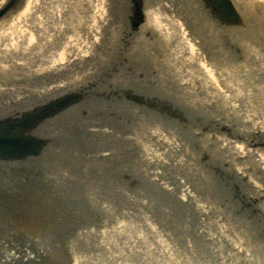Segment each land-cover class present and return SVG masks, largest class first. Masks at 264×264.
Instances as JSON below:
<instances>
[{"label": "bare ground", "instance_id": "1", "mask_svg": "<svg viewBox=\"0 0 264 264\" xmlns=\"http://www.w3.org/2000/svg\"><path fill=\"white\" fill-rule=\"evenodd\" d=\"M8 1L0 0V9ZM138 1L146 18L144 0H121L120 3L118 0H34L32 12L13 16L24 2L20 0L17 7L0 16V120L6 121L9 135L43 141L38 155L18 161H0V165L15 171L16 166L42 161L45 152L53 159L61 154L69 160H83L84 151L76 146L78 137L92 135L101 139L100 143L94 142L96 148L105 150L96 161L112 158L122 162L116 170L123 179H118L116 167L113 168L115 161H106L102 181L112 188L111 197L132 196L125 192L130 191L132 173L145 181L155 179L157 186L164 188L163 182H169L166 176L177 169L175 161L185 160L182 164L186 168H194L190 163L194 157L183 154L178 136L175 135V142L169 140L174 132L170 129L174 127L175 133L180 130L192 133L193 129L185 130L180 120L186 121V114L192 115L193 110L211 114L214 108L203 104L204 101L235 102L228 94H236L233 83L238 77H234L231 68L222 61L226 52L220 39L226 38V27H221L203 8L201 0H178L173 9L175 17L163 13L159 16L156 8L152 9L147 22L139 21L134 27L135 2ZM246 1L250 3L243 2L242 7L251 9L252 13L250 4L254 5L253 13L264 19V0ZM178 6L181 9L176 8ZM114 9L115 18L117 21L122 18L123 27H117L120 23L112 22L105 15V11L111 13ZM200 22L205 24L204 31L199 28ZM126 34L131 42L124 40L118 48L120 38L127 39ZM149 34L155 35L153 42L148 39ZM247 34L252 35L253 31ZM262 34L257 30L254 44H260L257 39ZM246 39L240 35L235 40L237 47L245 49L246 46L253 57L260 56L257 46L248 44ZM173 92L175 103H179L175 106H180L182 111L170 102ZM60 100L68 104L54 108L57 114L51 119L35 124L28 117L41 106ZM239 101L242 104L244 98L240 97ZM124 118L137 123H131L130 119L127 123ZM74 122H79L76 127H72ZM12 123L18 125L16 133L10 131ZM215 124L224 127L222 122ZM256 125L260 132L264 130V121ZM211 128L214 129L211 126L207 129ZM217 136V132L213 134L214 144L219 145L222 155L229 149L230 153L224 156L234 154L237 159H243L246 155L264 168V152L249 147L260 144L256 137L244 145L240 144V138H246L247 133L236 132L231 135L236 138L232 140ZM145 137L150 145H146ZM67 139L72 144L68 147L64 144ZM132 145L136 147L131 148ZM160 150L165 153V159L170 160L163 159L158 168L154 165ZM173 154L175 159H171ZM90 157L93 155L88 156V164L92 161ZM125 157L134 160L127 163ZM182 169L179 170L182 172ZM191 186L189 177L186 180L178 174L175 178V192L179 187ZM167 190L174 193L170 188Z\"/></svg>", "mask_w": 264, "mask_h": 264}, {"label": "rangeland", "instance_id": "2", "mask_svg": "<svg viewBox=\"0 0 264 264\" xmlns=\"http://www.w3.org/2000/svg\"><path fill=\"white\" fill-rule=\"evenodd\" d=\"M177 1L144 0L146 22L155 8L159 16L163 13L175 17ZM235 1L241 7L250 3ZM33 3L34 0H24L13 16L32 12ZM250 6L252 13L245 6L242 9L251 18L253 34L226 28V38L220 39L226 52L222 61L238 77L233 83L236 94H228L235 102L204 101L214 108L211 114L193 110L192 115L186 114L189 119L180 120L185 130L193 129L192 133L170 129L174 132L169 140L175 142L178 136L183 154L194 157L190 161L194 168H186L182 164L185 160L175 161L177 169L166 176L169 182H163L164 188L158 187L155 179L145 181L132 173L131 193L125 191L132 196L111 197L112 188L102 181L106 161H115V170L122 162L112 158L96 161L105 150L96 148L94 142L100 143L101 139L92 135L78 137L76 146L84 151L83 160L71 161L61 154L53 159L45 152L42 161L16 166L15 171L0 165V264H264V168L246 155L243 159L234 154L224 156L229 149L222 155L213 137L217 132V137L232 140L236 132H244L248 136L240 138V144L256 137L260 144L249 147L264 152V130L261 133L256 125L264 121V19L257 18L253 13L256 8ZM105 15L120 23L117 27H123L122 18H115V9L105 11ZM199 28L204 31L205 24ZM257 30L263 33L257 39L259 45L254 44ZM240 35L247 37L248 44L257 46L260 56L253 57L246 46L237 47L235 40ZM153 36H148L152 42ZM126 37L120 38L118 48L124 40L131 42L128 34ZM173 94L169 101L182 111ZM240 97L244 98L242 104ZM219 122L229 129L215 124ZM209 126L214 129L208 130ZM69 141L64 142L67 147L72 145ZM146 143L150 145L148 140ZM92 155L89 159L93 162L88 164V156ZM164 155L162 150L154 166L159 168ZM171 156L175 159V154ZM125 160L129 163L134 159ZM117 170L116 177L123 179ZM178 174L186 180L189 177L193 186L179 187L175 192Z\"/></svg>", "mask_w": 264, "mask_h": 264}, {"label": "water", "instance_id": "3", "mask_svg": "<svg viewBox=\"0 0 264 264\" xmlns=\"http://www.w3.org/2000/svg\"><path fill=\"white\" fill-rule=\"evenodd\" d=\"M19 2L20 0H9L8 3L0 9V16L13 10L14 7H17ZM201 2L204 8L209 11L210 15H212L222 27L240 29L246 32L253 29L250 16L241 9L235 0H201ZM140 4V1L135 2L134 14L136 21L133 23L134 27L138 26L137 23H139V21L145 23L146 20ZM67 104L68 102L63 100L53 101L45 106H41L32 114V117H28L30 119L32 118L33 123L37 124L51 119L52 116L57 114V109L55 111L54 108L59 105L67 106ZM5 123L6 121L0 120V161H18L33 155H38L41 152L43 141L39 140L36 142L35 139H24L21 135L17 137L15 134L9 135V129H7ZM16 130H18V125H12V129L10 130L11 133H16ZM8 135L11 137L9 138ZM32 141L36 144L32 145Z\"/></svg>", "mask_w": 264, "mask_h": 264}]
</instances>
